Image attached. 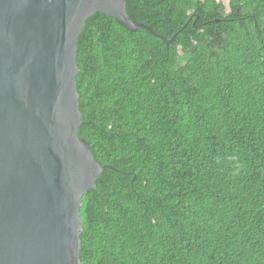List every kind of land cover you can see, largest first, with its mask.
<instances>
[{
	"label": "trees",
	"instance_id": "trees-1",
	"mask_svg": "<svg viewBox=\"0 0 264 264\" xmlns=\"http://www.w3.org/2000/svg\"><path fill=\"white\" fill-rule=\"evenodd\" d=\"M75 53L82 264H264V0H124Z\"/></svg>",
	"mask_w": 264,
	"mask_h": 264
},
{
	"label": "water",
	"instance_id": "water-1",
	"mask_svg": "<svg viewBox=\"0 0 264 264\" xmlns=\"http://www.w3.org/2000/svg\"><path fill=\"white\" fill-rule=\"evenodd\" d=\"M95 13L159 36L124 0H0V264H82L81 198L104 167L78 136L75 53Z\"/></svg>",
	"mask_w": 264,
	"mask_h": 264
}]
</instances>
